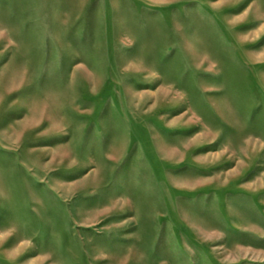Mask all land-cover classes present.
I'll return each mask as SVG.
<instances>
[{"label": "rangeland", "instance_id": "obj_1", "mask_svg": "<svg viewBox=\"0 0 264 264\" xmlns=\"http://www.w3.org/2000/svg\"><path fill=\"white\" fill-rule=\"evenodd\" d=\"M0 264H264V0H0Z\"/></svg>", "mask_w": 264, "mask_h": 264}]
</instances>
